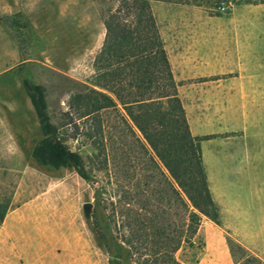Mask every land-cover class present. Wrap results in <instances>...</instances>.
Listing matches in <instances>:
<instances>
[{"label": "rangeland", "instance_id": "374dc122", "mask_svg": "<svg viewBox=\"0 0 264 264\" xmlns=\"http://www.w3.org/2000/svg\"><path fill=\"white\" fill-rule=\"evenodd\" d=\"M259 4L252 12L258 17L259 45L244 54L246 69L223 77L217 101L180 99L189 129L188 117L201 122L204 134L194 137L203 138L205 171L213 149H221L219 193L227 207L220 227L233 226L237 235L228 230L238 244L231 254L235 264H264V0L251 5ZM111 6L110 0H0V264H108L86 214L95 209L96 193L106 215L122 210V195L142 180L143 139L130 122L132 130L125 126L122 111L101 112L102 134L93 118H83L76 139L65 133L66 144L82 156L91 181L73 169L49 175L31 161L42 135L22 80L30 71L44 87L49 116L60 126L64 113L74 114L71 98L93 87V63L106 33L104 13ZM174 6L184 5L151 3L160 36ZM221 6L224 12L213 8L209 14L227 17L243 5ZM86 203L91 208L84 212ZM114 216L118 220L119 214ZM204 221L211 222L203 218L201 225ZM111 229L121 240V226ZM197 255V247L184 244L175 257L187 264Z\"/></svg>", "mask_w": 264, "mask_h": 264}, {"label": "trees", "instance_id": "16d2710c", "mask_svg": "<svg viewBox=\"0 0 264 264\" xmlns=\"http://www.w3.org/2000/svg\"><path fill=\"white\" fill-rule=\"evenodd\" d=\"M110 1L112 6L103 18L105 39L93 63V87L71 98L74 114L64 113L60 126L49 116L44 87L30 71L23 75L22 85L42 135L31 161L49 175L73 169L90 182L82 156L68 147L70 137L65 133L71 131V138L76 139L78 121L93 118L102 134L101 112L122 111L125 126L132 130L130 122L143 139L142 180L122 195L123 208L112 210V216L105 214L107 208L96 193L95 209L86 214L89 230L107 253L108 264H181L175 257L177 251L184 244L195 247L203 218L221 226L220 211L209 190L200 146L203 138L190 132L151 3L209 10L259 0ZM115 213L119 214L116 221ZM3 218L1 212L0 222ZM118 224L125 232L121 240L111 229ZM227 244L232 254L233 245L238 244L228 237Z\"/></svg>", "mask_w": 264, "mask_h": 264}, {"label": "crops", "instance_id": "0c3cea01", "mask_svg": "<svg viewBox=\"0 0 264 264\" xmlns=\"http://www.w3.org/2000/svg\"><path fill=\"white\" fill-rule=\"evenodd\" d=\"M252 5L233 8L227 17H213L207 9L191 5L171 9L168 28L161 31V38L181 100L198 103L209 97L217 101L219 91L216 88L223 85V77L246 69L244 54L250 55L259 45L258 17L252 12L262 4ZM240 18L241 27L237 25ZM188 118L191 134L202 136L200 120L192 123L191 117ZM201 150L206 167L203 147ZM213 150L211 168L206 172L212 198L223 215L227 206L219 193L221 155L218 151L221 149L217 146ZM228 230L232 236H237L233 226L220 227L204 221L194 238L198 255L187 264H235L227 244Z\"/></svg>", "mask_w": 264, "mask_h": 264}, {"label": "water", "instance_id": "95a60500", "mask_svg": "<svg viewBox=\"0 0 264 264\" xmlns=\"http://www.w3.org/2000/svg\"><path fill=\"white\" fill-rule=\"evenodd\" d=\"M91 208V204L90 203H86L83 205V211L86 212L87 209Z\"/></svg>", "mask_w": 264, "mask_h": 264}, {"label": "built area", "instance_id": "2783aa9c", "mask_svg": "<svg viewBox=\"0 0 264 264\" xmlns=\"http://www.w3.org/2000/svg\"><path fill=\"white\" fill-rule=\"evenodd\" d=\"M217 10L222 13V12H224L226 10V7L225 6H220V7L217 8Z\"/></svg>", "mask_w": 264, "mask_h": 264}]
</instances>
